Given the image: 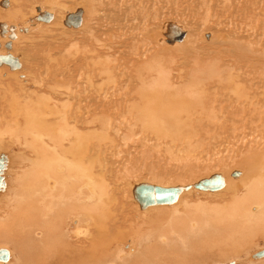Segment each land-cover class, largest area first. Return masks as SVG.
Here are the masks:
<instances>
[{"label":"bare ground","instance_id":"6f19581e","mask_svg":"<svg viewBox=\"0 0 264 264\" xmlns=\"http://www.w3.org/2000/svg\"><path fill=\"white\" fill-rule=\"evenodd\" d=\"M6 1L7 7H11V10L9 11L6 7V13L0 14V21L7 19L8 21H6L9 22L11 19L17 24L16 27L13 26L16 28L14 32L17 41L12 43L13 46L11 45L17 57L14 56L15 54L11 56L17 59L21 70H13L10 67L5 68V66L0 67V77L5 73V78H0V101L3 103L2 94L6 95L5 103L2 107L0 106V148L4 147L3 149L8 151V154L10 153L9 155L2 153L6 156L7 162L2 172L4 187L0 190V243L9 242L20 246L22 244L28 254V258H26L28 262L25 261L23 264H101L99 261L100 250L97 248L102 242L101 239L96 241L93 236L86 246L79 247V245V248H76V245L72 247L68 243L72 237L71 234L76 233V237L85 235L83 238L92 236L90 230L80 229L87 219L99 221L101 224L100 227L98 226L101 228L99 233L102 232V235L103 231H107L108 228L117 231L122 228L124 222L128 223L130 218L127 217L128 213L123 208L124 201L123 206H117L119 203L116 196L120 194L118 192L119 186H117L119 176L113 171V175L111 173L109 176L104 173V168H106L104 162L107 163L104 157H106L107 152L110 155L109 152H113L119 145L116 143L118 141L116 135L118 134L114 131L117 130V127L115 128L117 120L123 119L125 122H133L131 124L135 126L139 125L135 129L140 127L139 129L143 133L146 129L150 130L145 132L147 134L153 133L154 137L148 138L146 142L154 140L155 143L156 141L158 143L164 139L173 144L176 140L175 143L179 144L178 149L180 150L185 148L183 143L186 142L189 144H186L189 151L192 148H188L191 146L190 144L196 145L188 137L197 131H194L193 128V132L188 127L190 131H185L182 129L183 127L180 130L179 124H181L182 119L187 118L198 122V119L201 120L197 117L198 115L209 120L216 118L221 123L224 121L228 124L224 128L234 126L233 129L227 128L229 132L226 133H230V137L232 136L234 139L237 137L236 132L239 128L247 129L252 133L255 128L264 127V8L261 7L264 3L263 0H246V2L240 0V6L236 4L238 5L236 11H232L233 13L229 11V16H233L232 19L227 18L228 15L225 14L226 23H228V19H231L230 22L232 20L234 22H231L232 26H229L230 29L228 28L227 33L224 32L220 42L222 44L229 40L227 45L232 48V57L228 63H225L227 58L225 56V65L221 66L220 63L218 65L221 68L216 65L218 63L214 65V63L209 62L208 64H213L214 67L212 65L207 69L209 66L206 61H203L206 62L207 68L201 72L199 69L203 67H197V72L194 73V77L190 76V79H187V73L184 76L182 73L179 75L177 73V76L174 75L173 77L172 70H169L168 63L167 65L165 63L166 60L162 59V62L155 60L158 59L157 56L161 51L165 52V49L159 44L163 45L166 42L167 28L174 24L183 33V39L186 38L180 49L188 48L189 43L196 45L197 42L192 43V39H195L196 35L189 28L192 23L191 20H189V31L186 28L188 19H185L186 22L182 19L185 23L177 21L176 15L181 14L178 12L184 14L189 11L193 12L199 6L202 8L203 5L209 6L208 12L213 1L133 0L132 3L129 2L130 5L125 6L124 12L119 15L114 9L115 0H99L102 6L105 3L108 4L110 11L107 10V7L106 9L103 8V16H97L96 22H92L90 19L86 20L88 11L86 9L85 11L81 10L83 0ZM71 1H73L72 5H70ZM221 1L218 3L221 4ZM236 1L238 0L232 1V4ZM224 3L228 4L225 0ZM223 4L219 6H226ZM25 5L29 6V17L23 10ZM168 8L175 10L173 14L177 12L175 14L176 19L164 23H162L164 21L162 19L163 21L159 25L156 23L159 15H162L161 13L165 9L167 13ZM231 8L233 9V6ZM77 10L81 11L82 26L80 24L79 28H62V22H64L67 14L75 13ZM211 11L212 13L215 12L214 10ZM43 12H47L51 16L49 24L45 22V25L42 23L43 21L35 20ZM218 12L220 13L219 9ZM181 16L179 18H182ZM214 17L216 16L214 15ZM27 18H30L29 21ZM30 20L41 22L42 25L38 23V25L34 24L33 27H25V29L28 28V32H25L30 35L19 34V28ZM14 22L13 24H15ZM94 23L95 25H93ZM192 24L195 25L196 23ZM220 25L223 28L222 23ZM50 28L54 30L51 31ZM214 28L212 29L218 30L217 27ZM158 32L161 33V37L158 36ZM215 32L216 30L213 34L214 39L220 35ZM6 33L0 37H4ZM211 33L203 35L204 41L212 39ZM28 41L31 43V47L28 46L20 52H16L18 42H21L20 44L23 46ZM4 42H0L1 46ZM176 43L180 42H175L172 46ZM1 46L0 55L9 54V52L5 54ZM223 50H221L222 53ZM225 50L227 49L225 48ZM218 61L220 62L221 59ZM249 69L256 71L259 76L249 77V74L252 73V70L248 71ZM20 76L24 78L21 80L19 79ZM213 92L214 96L210 97ZM2 98L3 100H1ZM189 120L186 122L190 123ZM212 120L210 121L212 122ZM256 123H259L260 126L250 129L252 128L251 125ZM249 125L250 128H248ZM129 128L128 131L131 132L132 127ZM220 128H223V125ZM109 129L111 132L113 130L114 133L108 134ZM125 129L123 128V130ZM261 129L259 131L264 137V128ZM141 130L136 131V133L142 132ZM222 131L225 133L224 129ZM219 133L223 134L221 131ZM219 133L216 134L221 137L222 135ZM254 135L257 136V134ZM213 136L215 137V135ZM262 136L260 137L261 142L254 140V137L248 142L245 140L246 144L243 143L246 146L244 148L245 153L243 151L242 154L246 156L244 158H246L247 163L245 165H248L247 167L235 168L229 173L214 172L189 184L167 186L193 185L201 179L219 174L224 180V187L217 192L211 193L191 189L182 192L172 205L153 206L143 211L140 210L132 196L133 187L139 183L130 185L132 200L141 212L150 210V208H173L174 213L172 212L171 219L168 221L169 225L166 224L170 232L166 228L167 232L165 233H161L163 230L158 231L161 234L156 236V247L161 244L165 245V248L170 249L171 247L173 250V245L177 244L182 247L185 245L187 247L191 242H196L194 245H198L200 249L207 247L210 250L223 242L224 245L230 243L234 249L236 247L240 249L251 242L249 239L255 237L257 233H264V142ZM193 137H198V134L195 133ZM200 137L197 138L198 141H200ZM242 137V139H246V136L242 135ZM122 138L125 139V137ZM178 142H183L184 146L181 144L183 147H180ZM202 143L204 144V142ZM165 146L166 144L162 147ZM15 147L19 148L18 152L21 153L19 156H15L12 152ZM160 147L161 145L158 148ZM166 148L172 151V145ZM174 148L177 149V146ZM241 149L243 150V148ZM191 152L192 149L190 153L187 152L189 156ZM112 155L110 156L112 157ZM115 155L113 156L115 157ZM181 156L183 155L181 154ZM8 157L11 158V164L16 162L20 166L23 165L25 170L22 168L24 171L21 170L22 172L18 175L17 170L14 172L15 174L10 171L6 173L9 163ZM109 161L111 162V160ZM109 163L108 165H112V162ZM12 167L9 165L8 168L11 169ZM233 171H237L238 176L232 177ZM181 173H186V171H181ZM119 182L122 184L121 181ZM221 192H227V198L223 201L218 200V202L221 201L220 203L212 201H210L212 204L201 201L192 203L191 199L190 201L185 199L193 194H199L198 196L213 195L215 197L214 195H220ZM211 200L214 199L211 198ZM74 218H77L75 223L79 230L74 228L68 231L69 226H66L65 233V223ZM103 220L109 221L110 224L104 225L105 221ZM89 223L94 224L93 222ZM109 233V236L114 237L111 235L114 232ZM116 240L117 237L111 241L116 242ZM194 245L191 246L194 247ZM199 248L194 251L197 252L196 255L199 254ZM0 249L7 250L9 253L8 260L0 262V264H10L13 258L12 251L5 246H0ZM168 249L166 248L167 251ZM186 249L184 247V250ZM75 250L79 257L74 253ZM147 250L151 253L150 249ZM147 250L143 252H146L145 260L149 261ZM159 252L160 249L158 252L155 251V255H152L154 259L158 255L160 257ZM253 254L247 256L245 259L247 263L264 260V258L253 260L251 258ZM152 256L149 257L152 258ZM185 257L183 258L185 259ZM172 260L171 262L175 264L177 263L175 260H179L178 263L181 262L180 259L174 257ZM160 263L163 264L161 261ZM184 263L186 264V261L181 262V264ZM233 263L236 264V261Z\"/></svg>","mask_w":264,"mask_h":264},{"label":"rangeland","instance_id":"374dc122","mask_svg":"<svg viewBox=\"0 0 264 264\" xmlns=\"http://www.w3.org/2000/svg\"><path fill=\"white\" fill-rule=\"evenodd\" d=\"M0 1H2V0H0ZM74 1V0H73ZM73 1H71V4L70 5H72V2ZM81 1V0H80ZM97 1V0H96ZM95 0H83L82 2V5H81V10L83 11H85V9L88 11L87 13V16H86V20H88V19H90L92 22H96V20H95V18L97 17V16H99V17H101V16H103V11H104V9H106V7L108 8L107 10L108 11H110L109 10V6H108V4H104V6H102V4H100V2H99V0H98V2H96ZM132 1L133 0H115V4H114V9H116V11L119 13V15H121L122 14V12H124V10H125V6H128V5H130V3L129 2H131L132 3ZM207 1H213L212 2V4H211V8H210V11H208L207 12V9H209V6H207V5H203L202 6V8H201V6H199V8L197 9V10H195V11H189V12H186V14H184L183 12H178L180 15H182L181 17L182 18H179L180 17V15H176L178 18H177V21L179 20V21H182V22H186V20L185 19H188L187 20V27L186 28H188V26L190 25V23H189V20H191V22L192 23H196L195 25H193L192 23H191V26H189V28H190V30L191 31H193L194 32V34L196 35V37H197V39H196V37H195V35H194V37H195V39H192V43L194 42V44L197 42V44L196 45H191L190 43H189V45H188V48H186V49H180V46L183 44V42L185 43V39H182L181 41H180V43H176L174 46H172L174 43H172V44H167V42H164V44H165V47H164V44L163 45H160L159 44V46H162L164 49H165V52L164 51H161L160 53H159V56H157L158 57V59H155V60H157V62H159V61H161L162 59L165 61V63H166V65H167V63H168V65H167V67H169V70H172V76L174 77V75L175 76H177V73H178V75L179 74H181L182 73V76H184L185 75V73H187V79H190V76L191 77H194L193 75H194V73H196L197 72V67H199V68H201V67H203V68H201V69H199L201 72H203V70L204 69H206L207 68V65H206V62H207V64L210 62V63H214V65H215V63H218V64H216L217 66L219 65V63L221 64V66H224L225 65V63H228V60L230 59V57H232V52H231V46H228L227 44H228V42H229V40H228V42H223L222 44H224V45H222L221 44V42H220V40H221V38H222V35L223 34H225V33H227L226 31H228V28H229V26L231 27L232 26V24H231V22L233 21H231L230 22V20L233 18V16H229V11L230 12H234V11H236L237 10V8H238V5H236V4H239V6H240V0H238V1H236V2H233L234 4H232V1H235V0H225V2L227 1L228 2V4L226 5V3H224L226 6H227V9H226V6H219V5H222L223 4V2H224V0H207ZM218 1H221L220 3L221 4H219L218 3ZM230 1V2H229ZM245 2H246V0H245ZM262 2V1H261ZM263 2H264V0H263ZM95 3V4H94ZM96 3H98L97 5H96ZM215 3H218V4H216L215 5ZM223 4V5H224ZM232 4V5H231ZM264 3H262V5H263ZM122 5V6H121ZM216 7H215V6ZM261 5V7H263L264 8V5L262 6ZM117 6V7H116ZM168 6V5H167ZM191 6V5H190ZM205 6V7H204ZM218 6V7H217ZM233 6V9L231 8ZM29 6H27V5H25L24 6V8H23V10L25 11V13L28 15V12H29V8H28ZM208 7V8H207ZM229 7V8H228ZM8 8V10L10 11L11 9V7H7ZM7 8H2L1 9V7H0V14H2V15H4L5 13H6V9ZM28 8V9H27ZM83 8V9H82ZM104 8V9H103ZM205 8V9H204ZM214 8V9H213ZM223 8V9H222ZM120 9V10H119ZM218 9H219V11H220V13L218 12ZM220 9H222V10H220ZM224 9H226L225 11H224ZM95 10V11H94ZM168 11H167V13L165 12L166 11V9L165 10H163V12L161 13L162 15H159L160 17L157 19V21H156V19H155V21H156V23H158L159 25H161V22L162 23H164L165 21H169V20H172V19H176V16H175V14L177 13H175V14H173L174 12L173 11H175V10H169V8L167 9ZM194 10V9H193ZM211 10H214L215 12H213L212 13V11ZM100 11V12H99ZM116 12V14L118 15V13ZM170 12V13H169ZM171 12H172V14H171ZM198 12V13H197ZM204 12V13H203ZM232 12V13H233ZM95 13V14H94ZM111 13V12H110ZM190 14V16H189V14ZM215 13V14H214ZM220 14V16H218L219 14ZM231 13V14H232ZM263 13H264V11H263ZM171 14V15H170ZM228 15L227 16V18H231V19H228V23H226V21H227V18H226V15ZM65 15V14H64ZM89 15V16H88ZM184 15V16H183ZM187 17H189V18H187ZM197 15H198V17H197ZM211 15V16H210ZM214 15L217 17H219V19H220V22H219V19H217L216 17H214ZM222 16V17H221ZM223 16H224V21L222 20V18H223ZM28 17H29V15H28ZM36 17H37V15H36ZM184 17V18H183ZM186 17V18H185ZM8 18H10V16H8ZM31 18V17H30ZM30 18H27V20L29 21V19ZM163 19V20H162ZM184 21H183V20ZM196 19V20H195ZM216 19V20H215ZM7 20V19H6ZM0 21V23H5L6 25H7V33H6V35L4 36V37H0V39H2V40H0V42L1 41H5L4 42V44H3V46H1V44H0V46L2 47V49L5 51V54L6 53H8L9 52V54L10 55H14V56H16L17 57V54L15 53V51L13 52V47H11V50L10 51H7V49L5 48V44L7 43V42H11L9 39H8V35H9V33H10V31H9V27L11 26V24H12V26H15V25H17L14 21H11V19H9L10 21V23L9 22H7V21ZM35 20H37V19H35ZM35 20H30V22H28V23H26L25 25H23L22 27H20L19 28V30H18V33L19 34H22L23 36H26V34L27 35H30L29 33H26V32H28L27 31V29H25V27H27V26H34V24H37L38 25V23L39 24H41V22H38V21H35ZM64 20V18L62 19V21ZM95 20V21H94ZM13 22L15 23V24H13ZM184 22V23H185ZM211 22H215V23H217V24H214L215 25V28L217 27H219V26H221L220 25V23H222V25H223V28H222V26L221 27H219V28H221V30H219V28H218V30L220 31H218L217 29H215L214 28V25H213V23H211ZM234 22V21H233ZM232 22V23H233ZM9 23V24H8ZM43 24H45L46 25V23L45 22H42ZM224 23H226V24H224ZM47 24H49L48 22H47ZM219 24V25H218ZM42 25V24H41ZM93 25H95V23L93 24ZM183 25H185V24H183ZM213 25V26H212ZM227 25H228V27H227ZM9 26V27H8ZM62 28H68V27H66L65 25H64V23L62 22ZM81 26H82V24H81ZM194 28H193V27ZM197 26H198V28H197ZM210 26H211V28H210ZM226 26V27H225ZM16 27V26H15ZM51 27V26H50ZM80 27V26H79ZM78 27V28H79ZM70 28H72V27H70ZM189 28H188V30H189ZM210 28V29H209ZM212 28H214L215 30H216V34L218 35V34H220L217 38H215L214 39V36H213V34H214V31L215 30H213ZM50 29H52L51 31H53L54 29L53 28H50ZM72 29H74V28H72ZM230 29V28H229ZM248 29V28H247ZM16 30V28H14V30H13V32ZM189 30V31H190ZM195 30H196V33H195ZM24 31V32H23ZM26 31V32H25ZM218 31V32H217ZM21 32V33H20ZM30 32V31H29ZM192 32V33H193ZM205 32V33H204ZM212 32V33H211ZM225 32V33H224ZM206 33H211V35H212V39L210 40V41H212V42H210V41H204V39H203V35L204 34H206ZM8 34V35H7ZM14 34H15V32H14ZM25 34V35H24ZM160 34V35H159ZM187 34V33H186ZM157 36V35H156ZM158 36L159 37H161L162 35H161V33H159L158 32ZM228 37H229V35H228ZM158 38V37H157ZM193 38V37H192ZM220 38V39H219ZM17 39V36L15 37V39H14V41L12 40V42H11V45L13 46V42H15V41H17L16 40ZM155 39H156V37H155ZM9 40V41H8ZM74 40V39H73ZM73 40H72V42H73ZM157 40V39H156ZM214 40V41H213ZM75 41V40H74ZM202 41V42H201ZM19 43V44H18ZM17 44H18V46L16 47V52H20L23 48H25V47H31V43H29V41L25 44V45H23V46H21L22 44H20L21 42H18ZM75 43V42H74ZM208 43V44H207ZM28 44V45H27ZM216 44V45H215ZM157 45V44H156ZM227 45V46H226ZM158 46V45H157ZM159 46L157 47V48H159ZM196 46V47H195ZM225 46V47H224ZM175 47H178V48H176L175 49ZM223 47V48H222ZM204 48V49H203ZM225 48L227 49V50H225ZM167 49V50H166ZM172 49H174V50H172ZM194 49V50H193ZM201 49H202V51H201ZM223 50V53L221 52V50ZM157 50H159V49H157ZM214 50V51H213ZM218 51V52H217ZM224 51H226L225 53H224ZM12 52V53H11ZM164 52V53H163ZM208 53V54H207ZM219 53V54H218ZM161 54V55H160ZM206 54V55H205ZM230 55V56H229ZM225 56L227 57L226 58V61L224 60L225 59ZM31 57V56H30ZM206 59H208V60H206ZM210 59V60H209ZM212 59V60H211ZM215 59H217V60H215ZM218 59L220 60L221 59V61L219 62L218 61ZM171 60V61H170ZM203 61H206L205 63L203 62ZM224 61H225V63H224ZM162 62V61H161ZM170 62V63H169ZM201 63V64H200ZM223 63V64H222ZM187 64H188V66H187ZM197 64V65H196ZM198 65H200V66H198ZM212 65L213 64H208V68L207 69H209L210 67H212ZM214 65H213V67H214ZM2 66H5V68H9V66H6V65H2ZM2 66H0V67H2ZM195 66V67H194ZM219 68H221L220 66H218ZM177 68V69H176ZM176 69V70H175ZM17 71L19 70H21L20 68L19 69H16ZM252 69H249L248 71H251ZM178 71V72H177ZM174 73V74H173ZM251 76H255V77H257V76H259V74L256 72V71H253L252 70V73L251 74H249V77H251ZM2 77H4L5 78V73H3L2 75H1V79H4V78H2ZM21 77V76H20ZM24 77L22 76L21 78H19V79H23ZM3 96L2 97H4V100H3V98L1 99V100H3L4 101V103H5V96L6 95H4V94H2ZM212 95L214 96V92H213V94H211V96L210 97H212ZM1 96V95H0ZM2 101H0V104H2V105H0L1 107L3 106V102L1 103ZM201 118V120L200 119H198V118ZM197 119H198V122H194V121H192V119H182L181 120V124H179V126H181L179 129L181 130V128L182 129H185V131H190V129H191V131H193L192 129L194 128V131H197V132H194V134L196 133V134H198V137H200L199 138V140L200 141H198V137H193V135L194 134H192V135H190V137H188L189 139H191L190 141L191 142H193V144H195L196 146H194V145H192V144H190L191 146H188V148H190V147H192V148H190V151H191V149H192V152H191V155L189 156V153H190V151L189 150H187V145H189V144H187L186 142H182L183 144H185V148H182V150H180V149H178L179 148V144H177V143H175L176 142V140L174 141V143L173 144H170L171 142H169V140H161V141H159L158 143H157V141H156V143L158 144V146H157V144L155 143V141L153 140L152 142H146V140L148 139V138H151V137H154V135H153V133H148L147 134V132L148 131H150V130H148V129H146L145 131H147V132H145L144 131V133H143V131L141 130V129H139L140 127H138V129H135V128H137V126H139V125H134V124H131V123H133V122H125V120H117V122H115V124H117V125H115V128L117 129V130H114V131H116L117 132V134L118 135H116V136H118V138H116L118 141L116 142L117 144L119 143V145H118V147H116V149H114V151L116 150V152L118 151V149H119V151L116 153V152H109V154L111 155V154H113V155H115V157L112 155V157L110 156V155H108V152H107V154H106V157H104L107 161V163H105L104 162V165H105V167L106 168H104V173L106 174V176H109L111 173H112V175H113V172H116V174H118V176H119V181H121L122 182V184H120V182L117 180V186H119V190H118V192L120 193L118 196H120V197H118V196H116L117 197V202L119 203V205H117V206H123V201H124V206H123V208H124V210H126V212L128 213V215H127V217L128 218H130L129 219V221H128V223L127 222H124V224L122 225V228L120 229V230H117V231H115V230H111V228H108L107 229V231L105 232V231H103V235L101 234L102 232H100L99 233V230L101 229V228H99L100 226H101V224L99 223V221L98 222H96V221H91L90 219L88 220H86L85 222L87 223H85V224H83L81 227H80V229H82V230H90V233L91 234H93L92 236H88V237H86V238H83L84 236H82V237H76V233H74V234H71V239H69L68 240V243L73 247L74 245H76L77 247L76 248H79V247H81V246H86L91 240V238L93 237V239H95L96 241L97 240H100L101 239V243H99V245H98V249L100 250L99 251V255H101L102 256V258H101V256H100V262H101V264H144V262H145V264H161L160 263V261L163 263V264H168V262H170L171 264H173L174 262H171V260H172V258L174 257V258H177V259H180L181 260V262L183 263L184 261H186V264H229L230 262H235L236 261V264H264V260H262V261H258V262H253V263H247L246 261H245V259L247 258V256H249L250 254H253L254 252H256V251H258V250H260L261 248H264V233H257L256 235H255V237H252V239H249L251 242H249L248 244H246V246L244 245L242 248H238L237 249V247H236V249H234L233 247L234 246H232L230 243H227V245L225 246L224 244H223V242L220 244H218L216 247H214V248H212V249H210V250H208L207 249V247L205 248V249H200L199 247H198V245L197 246H195L194 244L196 243V242H191L189 245H187V247L184 245V247H185V249L186 250H184V247H182V246H180V245H175L176 246V248H175V246L173 245V250L171 249V247H170V249H168V247H166L167 249H168V251L166 250V248H165V245H158V247H156V243H155V240H156V236L158 235V234H161V233H165V232H167V231H169L170 232V229L168 228V221H169V219H171L170 217L172 216L171 214H173L174 213V211H173V208H162V207H159V208H150V210L148 209L147 211H145V212H141L139 209H138V207H137V205L135 204V202L132 200V196H131V191H130V185L131 184H137V183H140V182H146V183H149V184H153V185H157V186H163V187H167V186H173V185H176V184H189V183H193V182H195L196 180H198V179H200V178H203V177H207V176H209L210 174H212V173H214V172H224V173H226V172H230V171H232V169H240V168H245V166L247 167L248 165H245L246 163H247V161H246V158H244V157H246L244 154H242L243 153V151H244V148H245V144H246V142H248V140H253V138H254V140L256 139L257 141H260L261 142V139H260V137L262 136L261 135V131H262V129L261 128H264L263 126H260V124L259 123H256V124H258V125H256V124H253V125H251L252 126V128H250V125L248 126V128H250V129H253L254 127H258V126H260V127H258V129L260 128L261 129V131H259L258 129H256L255 128V131L253 132L252 131V133H251V131H249V130H244L243 128L241 129V128H239L238 129V131L236 132V135H237V137H239V138H237V137H235L236 139H234L232 136L230 137V133H228V134H226L227 132H229L228 131V129L227 128H229V129H233L234 128V126H229V127H227V128H224L225 126H227L228 124L227 123H224V121L221 123V122H219V120L217 119L216 120V118L215 119H210V120H212V122L208 119V118H204V116H198L197 115ZM203 117V118H202ZM185 118V117H184ZM191 118V117H190ZM193 118V117H192ZM203 119H205L204 121H203ZM208 119V120H207ZM187 120H189L188 122H190V123H187L186 121ZM193 120H194V118H193ZM123 121V122H122ZM182 121H185V122H183L184 123V125H183V123H182ZM216 123H215V122ZM120 122V123H119ZM194 122V123H193ZM209 122H211V123H209ZM219 122V123H218ZM188 124H190V125H188ZM194 124V125H193ZM131 125H133V126H135L134 127V129H133V126H131ZM198 125V126H197ZM223 125V128H220V126H222ZM190 126V127H189ZM112 127H113V125H112ZM121 127V128H120ZM125 129V130H123V128ZM129 127H132L131 129V132L130 131H128V130H130V128ZM190 128V129H188V128ZM209 127V128H208ZM118 128H119V131H118ZM128 128V129H127ZM196 128V129H195ZM216 128V129H215ZM219 128V129H218ZM200 129V130H199ZM204 129V130H203ZM211 129V130H210ZM221 129V130H220ZM222 129H224L225 130V133H223L224 131H222ZM241 129V130H240ZM110 130V129H109ZM108 130V134H110V133H114L113 132V130H112V132H111V130L109 131ZM134 130V131H133ZM138 130H141L142 132H137L136 133V131H138ZM202 130V131H201ZM218 130V131H217ZM223 133V134H221V133H219L220 131ZM256 130H257V132H256ZM128 131V132H127ZM132 131H133V134H132ZM204 131V132H203ZM127 132V133H126ZM203 132V133H202ZM219 133V134H221L222 136L221 137H219V135H217L216 133ZM131 133V134H130ZM135 133V134H134ZM205 133V134H204ZM208 133V134H207ZM139 134V135H138ZM142 134V135H141ZM145 134V135H144ZM151 134V135H150ZM202 134V135H201ZM252 136H251V135ZM254 134H257V136L256 135H254ZM120 135V136H119ZM135 135V136H134ZM144 135V136H143ZM176 135V134H175ZM183 135H185V134H183ZM182 135V136H183ZM210 137H209V136ZM213 135H215V137L213 136ZM228 135V136H227ZM242 135H244V136H246V139L244 138V139H242L243 137H242ZM111 136V135H110ZM219 138H218V137ZM122 137H125V139H123ZM142 137H143V139H142ZM193 137V138H192ZM204 137V138H203ZM206 137H207V139H206ZM139 138H140V140H139ZM210 138V139H209ZM218 138V139H217ZM232 138V139H231ZM121 139V140H120ZM128 139V140H127ZM144 139H145V141H144ZM189 139H187L186 138V140H189ZM222 139H224V140H222ZM193 140V141H192ZM195 140V141H194ZM220 140H222V141H220ZM242 140V141H241ZM245 140H247L246 142H245ZM123 141V142H122ZM126 141V142H125ZM135 141V142H134ZM164 141V142H163ZM262 141L264 142V137L262 136ZM162 142V143H161ZM202 142H204V144L202 143ZM178 143H180V142H178ZM182 143H180V147H183L184 145L182 144ZM203 145H202V144ZM221 143V144H220ZM243 143H245V144H243ZM148 144V145H147ZM166 144V146L165 147H162V146H164ZM172 145V151H174V152H172L170 149L169 150H167L168 148H166V147H170V145ZM183 146H182V145ZM187 144V145H186ZM129 145V146H128ZM132 145V146H131ZM161 145V147L160 148H158L159 146ZM169 145V146H168ZM242 145V146H241ZM16 146V145H15ZM128 146V147H127ZM150 146V148H148ZM177 146V149L176 148H174V147H176ZM208 146V147H207ZM212 146V147H211ZM157 147V148H156ZM2 148V149H1ZM0 148V154H2V153H6V154H8V151H6L5 149H3L4 147H1ZM126 148V149H125ZM135 148V149H134ZM147 148V149H146ZM241 148H243V150L241 149ZM19 149V148H18ZM18 149L15 147L14 149H13V154H15V156L16 155H18L19 156V154H21L20 153V151L18 152ZM157 149V150H156ZM163 149V150H162ZM165 149V150H164ZM197 149V150H196ZM213 149V150H212ZM5 150V151H4ZM126 152H125V151ZM196 150V151H195ZM199 150V151H198ZM242 150V151H241ZM129 151V152H128ZM151 151V152H150ZM170 151V152H169ZM182 151V152H181ZM185 152V154H188V155H185L184 154V152ZM196 152V153H194V152ZM198 151V152H197ZM11 152V153H12ZM172 152V153H171ZM187 152H189V153H187ZM210 152V153H209ZM198 153V154H197ZM244 153H245V151H244ZM10 154V153H9ZM8 154V155H9ZM136 154H137V156H136ZM162 156H161V155ZM181 154L183 155V156H181ZM195 154V155H194ZM108 155V156H107ZM180 155V156H179ZM156 156V157H155ZM166 156V157H165ZM221 156V157H220ZM179 157V158H178ZM182 157V158H181ZM193 157V158H192ZM122 158V159H121ZM186 158V159H185ZM197 158V159H196ZM248 158V157H247ZM8 159H9V163H8V167H9V165L10 166H13L11 169L10 168H8L7 167V170H6V173L7 172H12V173H14V172H16V170H17V175L19 174V173H21L22 171H24L25 170V167H23V165H21L20 166V164H18V163H16V162H14L13 164H11V161H10V157H8ZM172 159V160H171ZM180 159V160H179ZM109 160H111V162H112V165L110 164L111 162L109 161ZM171 160V161H170ZM178 162H177V161ZM195 160V161H194ZM245 160V161H244ZM248 161H249V159H247ZM150 161H151V163H150ZM161 161V162H160ZM173 161V162H172ZM194 161V162H193ZM215 161V162H214ZM245 163H244V162ZM110 162V163H109ZM225 162V163H224ZM241 162V163H240ZM108 163L110 164V165H108ZM175 163V164H174ZM16 164H18V165H16ZM118 164V165H117ZM133 164V165H132ZM153 164V165H152ZM168 164V165H167ZM184 164V165H183ZM159 165V166H158ZM18 166V167H17ZM20 166V167H19ZM153 166V167H152ZM191 166V167H190ZM113 167H114V169H113ZM193 167V168H192ZM24 170H23V169ZM156 170H155V169ZM8 169H10V170H8ZM142 169V170H141ZM175 169V170H174ZM192 169V170H191ZM15 170V171H14ZM22 170V171H21ZM134 170H136V171H134ZM158 170V171H157ZM161 170V171H160ZM192 172H191V171ZM20 171V172H19ZM108 171H109V173H108ZM113 171V172H112ZM159 171H160V173H159ZM167 171V172H166ZM172 171V172H171ZM181 171L182 172H184V171H186V173H181ZM163 172V173H162ZM187 172H189V173H187ZM5 173V174H6ZM152 173V174H151ZM154 173V174H153ZM166 173V174H165ZM191 173V174H190ZM192 173H194V174H192ZM15 174V173H14ZM156 174V175H155ZM159 174V175H158ZM16 175V176H17ZM165 177H164V176ZM159 176V177H158ZM113 178V177H112ZM111 178V179H112ZM161 179V180H160ZM9 179L7 178V183L9 184ZM155 182V183H154ZM50 185V184H49ZM240 188V187H239ZM197 195V196H196ZM199 194H193V195H190V196H187L185 199L186 200H189L190 201V199H191V201H193L192 203H194L195 201H201L202 203H209V204H212L210 201H212V202H214V203H220L221 201H223V199L225 200L226 198H227V192H221L220 193V195L219 194H217V195H214L215 197H213V195H208V196H198ZM202 195V194H201ZM224 195V196H223ZM123 197V198H122ZM208 197V198H207ZM217 197V198H216ZM218 197H219V199H218ZM222 197V198H221ZM210 198V199H209ZM211 198L212 199H214V200H211ZM121 199H122V202H121ZM216 199V200H215ZM221 199V201H219L218 202V200H220ZM116 202V204H118ZM115 204V203H114ZM136 206V207H135ZM135 208V209H134ZM144 211V210H143ZM173 212V213H172ZM162 214V215H161ZM170 214V215H169ZM149 216V217H148ZM169 216V217H168ZM137 218V219H136ZM139 218V219H138ZM148 220V221H147ZM67 221V220H66ZM75 221H77V218L75 219H72V220H70V221H67L66 223H65V226H64V228H65V230H64V232L66 233V226L68 227L69 226V228H68V231H71V230H73L74 228L75 229H77L76 227H77V224L75 223ZM103 221H105L104 223H103ZM102 221V223L104 224V225H108V224H110V222L109 221H107V220H103ZM107 221V222H106ZM167 223H166V222ZM89 222H93L94 224H92V223H89ZM99 223V224H98ZM107 223V224H106ZM149 223V224H148ZM159 223H160V225H159ZM69 224V225H68ZM76 224V225H75ZM90 224V225H89ZM98 224V225H97ZM166 224H168V225H166ZM88 225H89V227H88ZM159 225V226H158ZM165 225V226H164ZM75 226V227H74ZM99 226V227H98ZM152 226V227H151ZM163 226V227H162ZM167 226V227H166ZM73 227V228H72ZM72 228V229H71ZM90 228V229H89ZM165 228H166V230H165ZM98 229V230H97ZM77 230H79V229H77ZM109 230V231H108ZM157 230V231H156ZM162 231L163 230V232H161V233H158V231ZM159 231V232H160ZM93 232V233H92ZM105 232V233H104ZM109 232H114V233H111V235L112 236H114V237H111V236H109L110 235V233ZM157 232V233H156ZM108 235H107V234ZM153 233V234H152ZM151 234V238L149 237V235ZM102 235V236H101ZM146 235V236H145ZM258 235V236H257ZM106 236V237H105ZM109 237V238H108ZM117 237V240H116V242L115 241H111L113 238L115 239ZM97 238V239H96ZM108 238V239H107ZM110 238H112V239H110ZM4 239V238H3ZM147 239V240H146ZM6 241H7V239H5ZM90 240V241H89ZM218 240H219V242H220V239L218 238ZM253 240H255V241H253ZM4 241V240H3ZM92 241H94V240H92ZM71 242V243H70ZM32 243H34V242H32ZM31 243V244H32ZM108 243V244H107ZM252 243V244H251ZM250 244V245H249ZM19 245V244H18ZM16 245V244H14V243H9V242H2V243H0V246H5V247H7V248H9L11 251H12V253H13V258H12V260H11V262H10V264H23L25 261L26 262H28V260H26V258H28V254L26 253V251H25V249H24V246L21 244V246L19 245ZM80 245V246H79ZM155 245V246H154ZM194 245V247H196L195 248V250L196 249H198L199 248V254H197L196 255V253L197 252H194L193 251V249H194V247H192V246ZM224 245V246H223ZM79 246V247H78ZM179 247H181V248H179ZM33 248H34V246H33ZM33 248H32V250H33ZM105 248V249H104ZM147 250V249H150L151 251V253H149V250H147L148 251V253H147V258H148V260L149 261H147V260H145V256H146V252H143V251H146L145 249ZM164 248V249H163ZM232 248V249H231ZM102 249V250H101ZM144 249V250H143ZM153 249V250H152ZM158 249H160V252H159V254H160V257H159V255H158V257L157 258H155L156 260H158V261H156L155 259H154V256H152V255H155L156 253H155V251L157 250V252H158ZM163 249V250H162ZM177 249V250H176ZM182 251H181V250ZM231 249V250H230ZM31 250V251H32ZM170 250V251H169ZM172 250V251H171ZM233 250V251H232ZM128 251V252H127ZM142 251V252H141ZM197 251V250H196ZM171 252V253H170ZM182 252V253H181ZM200 252H202V253H200ZM75 254H76V256H78V252L75 250V252H74ZM87 253V252H86ZM153 253V254H152ZM163 253V254H162ZM171 254V256H169L170 254ZM189 253V255H187ZM208 253V254H207ZM35 254V253H34ZM173 254V255H172ZM178 254V255H177ZM181 254V255H180ZM186 256H184V255ZM237 254V255H236ZM139 255V257H137ZM152 256V258H150L149 256ZM177 255V256H176ZM144 256V257H143ZM173 256V257H172ZM79 257V256H78ZM120 257V258H119ZM163 257V258H162ZM165 257V258H164ZM169 258L167 261H166V259L167 258ZM183 257H185V259L183 258ZM32 259H33V254H32ZM103 259V260H102ZM165 259V260H164ZM190 259V260H189ZM102 260V261H101ZM144 260V261H143ZM174 260V259H173ZM172 260V261H173ZM182 260H184V261H182ZM98 261V262H99ZM177 263L176 264H181V262H179L178 263V261L177 260H175ZM33 262H34V260H33ZM165 262V263H164ZM201 262V263H200ZM169 263V264H170ZM28 264V263H27ZM100 264V263H99ZM175 264V263H174ZM185 264V263H184Z\"/></svg>","mask_w":264,"mask_h":264},{"label":"water","instance_id":"95a60500","mask_svg":"<svg viewBox=\"0 0 264 264\" xmlns=\"http://www.w3.org/2000/svg\"><path fill=\"white\" fill-rule=\"evenodd\" d=\"M7 1L2 0L0 6L6 8ZM37 20L43 22H49L51 16L47 12L40 13L37 17ZM64 25L68 28H77L81 24V11L77 10L75 13L67 14ZM10 34L8 36L9 40L15 39V34L13 32L14 27H9ZM7 31V25L5 23H0V36H3ZM166 42L172 44L174 42H180L183 39V33L181 30L174 24H171L167 28L165 34ZM7 50L11 48V42L5 44ZM7 65L11 69H19L20 65L16 58L12 57L10 54L0 55V66ZM6 156L0 154V190L4 187V182L2 178V172L6 165ZM237 171H233L232 177L238 176ZM224 187V180L219 174H214L209 178H204L193 185H187L184 187H161L157 185L139 183L135 185L132 189L133 199L137 202L140 210H146L149 207L153 206H164L172 205L176 202L180 194L184 191H189L191 189L203 192H217ZM9 253L7 250L0 249V262H6L8 260ZM253 260L264 258V248L255 252L252 257ZM229 264H234L233 262Z\"/></svg>","mask_w":264,"mask_h":264}]
</instances>
